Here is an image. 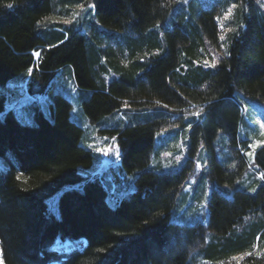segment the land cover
Here are the masks:
<instances>
[{
    "label": "trees",
    "instance_id": "1",
    "mask_svg": "<svg viewBox=\"0 0 264 264\" xmlns=\"http://www.w3.org/2000/svg\"><path fill=\"white\" fill-rule=\"evenodd\" d=\"M87 1L0 0V83L34 65L32 83L41 84L72 65L79 85L92 90L83 103L92 121L133 106L137 121L117 132L123 169L140 171L136 189L112 206L99 179L74 186L94 155L81 146L83 129L61 95L35 124L7 113L0 118V158L8 165L0 168L4 264H206L205 257L236 264L231 257L240 253L243 264H264L254 248L264 243V183L254 192L235 189L232 198L214 189L208 223L183 226L172 211L194 161L176 172L146 169L157 133L188 125L190 152L204 146L212 179L231 187L242 177L239 148L249 150L251 141L240 135L248 121L235 94L264 101V0H92L105 29L89 10L91 21L77 31L62 19ZM212 50L221 54L215 66ZM110 69L116 76L108 82ZM221 131L235 166L217 157ZM255 160L264 171V146ZM60 190L57 215L48 199ZM68 240L83 241V249L57 247Z\"/></svg>",
    "mask_w": 264,
    "mask_h": 264
},
{
    "label": "rangeland",
    "instance_id": "2",
    "mask_svg": "<svg viewBox=\"0 0 264 264\" xmlns=\"http://www.w3.org/2000/svg\"><path fill=\"white\" fill-rule=\"evenodd\" d=\"M80 7L79 11L72 12V16L62 20L77 31H85L81 27V23L87 20L91 21L89 10L92 11L95 18L94 4L92 0H89ZM95 22L99 25L100 30L105 29L96 18ZM105 38L108 39V37ZM116 42L117 38L115 37L112 44H116ZM98 46L100 44L96 42V47ZM33 53L37 60L39 51H33ZM212 53L214 60L211 64L216 65L221 54L215 52V50H212ZM34 67L33 65L19 76L0 83V97H3L5 101L4 109L0 111V118H3L9 112H13L21 122L35 124L37 113L40 111H43L46 115L51 113V105L55 103L58 95L69 100L72 104L70 119L83 129L80 144L92 151L94 155L93 162L89 167H81L80 173L83 179L74 186L84 185L88 181L99 179L107 191V201L112 206L117 205L120 200L135 191L140 174V171L128 172L123 169L122 150L117 129L137 121L135 117H137L138 111L133 106L126 105L121 110L106 115L98 121H92L85 113L83 106V103L91 97L92 90L84 89L79 85L72 65L57 70L50 79L41 84L32 83L31 78ZM114 75L116 76L115 71L112 69L105 72L108 82L113 79ZM235 95L242 103L243 113L248 121V124L242 127V134L240 135L242 138H249L251 143L248 145L249 150L239 148L245 162L244 171L242 177L237 178L233 186L222 187L217 180L208 175L206 150L202 144L197 147L194 153L190 152L191 126L176 125L163 129L156 135L151 161L146 168L147 170L159 173L176 172L190 163V160L194 161L191 162L193 165L191 172L172 211V221L177 224L183 226H192L198 222L207 224L209 220V201L214 189L221 190L222 188L221 191L232 198L235 189L254 192L258 185L264 183V171L260 169L255 160L256 151L264 146V101L248 97L242 91H237ZM186 118L184 119L186 120ZM215 145L219 161L225 163L234 160L233 166H235L238 160L234 155L235 151L231 149L232 146L225 132H219L215 139ZM0 163H2L0 168H8L3 162L0 161ZM250 180L255 183L253 187L249 183ZM62 191L60 190L48 199L49 209L57 215L59 214L58 202ZM206 237L207 242L210 243L214 237L213 232L207 230ZM254 248L257 250L261 248V252H264V243L258 244L256 242ZM240 254L231 257L236 261V264H243L241 262L242 258L238 259ZM200 260L206 264L213 263L206 257ZM190 262L198 264L193 258Z\"/></svg>",
    "mask_w": 264,
    "mask_h": 264
},
{
    "label": "bare ground",
    "instance_id": "3",
    "mask_svg": "<svg viewBox=\"0 0 264 264\" xmlns=\"http://www.w3.org/2000/svg\"><path fill=\"white\" fill-rule=\"evenodd\" d=\"M180 225V224H179ZM71 239V238H70ZM73 240V239H72ZM72 240H68L64 243H61L59 244L57 247L59 248H64L66 250H71V249H76V250H82L83 247H84V244H81V243H77L75 241H72ZM62 241V239H61ZM2 247V246H1ZM2 252V250H1ZM64 252V251H63ZM72 252V251H71ZM65 253V252H64ZM0 264H4V261L3 259L0 260Z\"/></svg>",
    "mask_w": 264,
    "mask_h": 264
},
{
    "label": "snow or ice",
    "instance_id": "4",
    "mask_svg": "<svg viewBox=\"0 0 264 264\" xmlns=\"http://www.w3.org/2000/svg\"><path fill=\"white\" fill-rule=\"evenodd\" d=\"M213 66H215V65H213Z\"/></svg>",
    "mask_w": 264,
    "mask_h": 264
}]
</instances>
